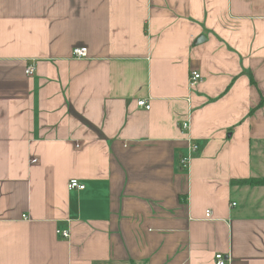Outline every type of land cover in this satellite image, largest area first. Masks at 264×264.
I'll list each match as a JSON object with an SVG mask.
<instances>
[{"label":"crops","instance_id":"obj_1","mask_svg":"<svg viewBox=\"0 0 264 264\" xmlns=\"http://www.w3.org/2000/svg\"><path fill=\"white\" fill-rule=\"evenodd\" d=\"M262 100L264 0H0V264H264Z\"/></svg>","mask_w":264,"mask_h":264},{"label":"built area","instance_id":"obj_2","mask_svg":"<svg viewBox=\"0 0 264 264\" xmlns=\"http://www.w3.org/2000/svg\"><path fill=\"white\" fill-rule=\"evenodd\" d=\"M73 56L76 58H86L88 56V48L85 46L75 47L73 49ZM35 71H36V64L35 63L30 64L26 69L27 75H32ZM201 79H202V74L199 70L193 69L190 71V75H189L190 86L196 85ZM138 104H139V106L146 108V109L151 108L149 101L145 100V99L139 100ZM182 128H183V130H188L189 129V122L184 121L182 123ZM188 150H189L188 155L181 159V164L185 168H189L191 159L193 158V154L199 150V145L197 143H194L190 139ZM69 188L83 190V189H85V184L80 182V180H78V179H72L69 182ZM233 205H235V203ZM207 215L210 216L211 212L208 211ZM58 232H59V234H61L65 238L70 237L69 230L59 229ZM215 261H216V264H229V262H230L229 257L226 256L223 252H216Z\"/></svg>","mask_w":264,"mask_h":264},{"label":"trees","instance_id":"obj_3","mask_svg":"<svg viewBox=\"0 0 264 264\" xmlns=\"http://www.w3.org/2000/svg\"><path fill=\"white\" fill-rule=\"evenodd\" d=\"M252 82L253 84H256L255 79L252 77ZM264 103V100H262L260 102V106H262ZM232 183H239V184H246V185H250V186H258V185H263L264 186V177H259V178H255V177H251V178H247V179H234L232 180Z\"/></svg>","mask_w":264,"mask_h":264}]
</instances>
